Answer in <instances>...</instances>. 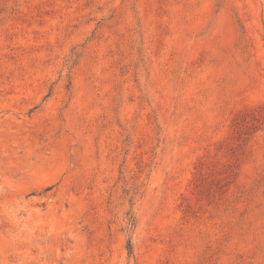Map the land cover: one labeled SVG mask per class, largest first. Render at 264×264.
<instances>
[{
  "label": "rangeland",
  "instance_id": "374dc122",
  "mask_svg": "<svg viewBox=\"0 0 264 264\" xmlns=\"http://www.w3.org/2000/svg\"><path fill=\"white\" fill-rule=\"evenodd\" d=\"M0 264H264V0H0Z\"/></svg>",
  "mask_w": 264,
  "mask_h": 264
}]
</instances>
